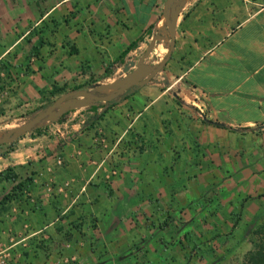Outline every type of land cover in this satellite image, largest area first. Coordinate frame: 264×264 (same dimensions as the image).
Wrapping results in <instances>:
<instances>
[{
	"label": "crops",
	"instance_id": "obj_1",
	"mask_svg": "<svg viewBox=\"0 0 264 264\" xmlns=\"http://www.w3.org/2000/svg\"><path fill=\"white\" fill-rule=\"evenodd\" d=\"M164 3L0 0V117L52 87L123 77L133 56L145 52L153 35H163ZM165 51L162 37L145 62L156 63ZM164 71L175 78L171 95L150 90L160 84L154 77L144 85L148 91L91 109L84 123L64 118L40 135L23 136L0 156V172L10 167L20 180L30 179L18 198L0 205V243H27L30 261L95 262L92 248L100 240L123 246L135 229L141 242L160 231L164 210L145 197L156 194L160 205L162 186L171 184L160 164L178 159L179 146L264 145V0H187ZM190 107L203 112L202 120ZM0 186L1 200L11 184L0 178ZM135 197L145 200L126 210L131 217L124 227L111 201ZM166 204L164 225L174 209ZM181 213L188 238L209 232L207 219L194 226L195 216ZM154 215L157 228L149 220Z\"/></svg>",
	"mask_w": 264,
	"mask_h": 264
},
{
	"label": "rangeland",
	"instance_id": "obj_2",
	"mask_svg": "<svg viewBox=\"0 0 264 264\" xmlns=\"http://www.w3.org/2000/svg\"><path fill=\"white\" fill-rule=\"evenodd\" d=\"M138 59V56H133L134 63ZM145 64L147 63L145 62ZM166 74L167 71L163 70L156 75V82L160 84L151 86L150 90H153L155 93H165L168 95L175 92L176 86L173 85L175 78L173 75L167 74L169 80L164 82ZM117 76L118 74L113 80L110 79L109 81L98 82L96 84L114 82L119 79ZM96 84H91V86L86 85L83 89L93 90ZM60 89L52 87L50 90L41 93L38 100H29V104L19 108L15 107V110L6 113L4 117H0V136L7 134L14 127L31 119L43 110L42 107L44 105L69 91L68 89H64L65 92L60 93ZM136 91L148 90L143 86ZM50 92H54L56 96L54 98L51 97ZM100 105L102 104L94 105L95 109ZM190 108L194 113L195 110L193 107ZM90 110L87 107L80 110L68 111L65 114L66 119L83 117L86 120ZM75 112L77 114L73 115ZM195 115L196 119L202 120L197 109ZM63 120L62 117L53 122V124H58ZM40 124L38 128L41 130L48 126L52 127L51 125H53L48 124V120H44ZM29 134L31 132H27L24 136H28ZM234 147L235 149L233 150ZM9 151L7 144L0 147V153H8ZM176 152L177 155H180L178 159L176 157L172 158L171 163H168V159H164L160 164L162 169L161 173L170 179L171 184L169 188H172L171 191H169L168 187L162 186L160 205H158L159 198L156 194L145 197L155 205V208L158 206L160 210L163 209L165 211L163 207H167L166 201H168L171 208H174L169 213L170 219L167 220L165 225L162 222L165 218L167 219V214L163 211L164 213L161 212V215H159L160 227H158L160 231L154 230L145 241L141 242L134 237V234H137L135 229L132 233H128V237L124 238L123 246H120V242L118 244L112 242L113 245H111L110 243H106V241L100 240L99 244H94L92 248L98 260L95 262L91 260L84 262L79 259V263H243L246 253L254 249V242H256L257 236L253 237L251 232L258 225L261 215L264 214V145L223 146L194 144L189 145V148L179 146ZM234 169L239 170L240 178L239 173ZM239 179L241 180L240 182ZM165 193L167 198L164 197ZM0 194H2L1 186ZM146 195L145 193L144 196ZM145 198L135 197L132 199L125 198L124 200L113 198L111 201L112 208L116 210L113 213L116 214L114 217L122 218V225L124 226L125 219L131 217L129 214L124 215L126 210L134 205H139ZM108 205H111V203ZM179 212H182L181 218L183 219L195 216L193 218L195 222L194 226L200 219H207L209 224L208 236L204 232L202 233V239L194 237L191 239L188 238L191 235L189 230L182 228L185 226L183 221L178 222ZM155 216L149 220L157 228L158 223L154 221ZM172 218H176V221H171ZM145 225L151 227L148 222H145ZM229 225H232V227ZM19 234L17 233V235ZM184 234L185 237H182ZM113 240L114 238H111L107 242ZM14 242L15 240L11 241L12 244ZM12 244L0 243L2 249H7L6 252L9 253L8 257L5 258L4 264H56V262H47L41 259L30 261L28 260L27 243H20L15 247ZM41 246L39 247L44 249ZM87 248H89L88 245ZM70 263L73 262L67 261L65 264ZM57 264L61 263L59 262Z\"/></svg>",
	"mask_w": 264,
	"mask_h": 264
},
{
	"label": "water",
	"instance_id": "obj_3",
	"mask_svg": "<svg viewBox=\"0 0 264 264\" xmlns=\"http://www.w3.org/2000/svg\"><path fill=\"white\" fill-rule=\"evenodd\" d=\"M186 1L187 0H165L162 14L164 24L161 29L164 31L163 35L159 33L153 35L147 49L139 57L137 62L134 63V61H132L125 65V74L123 77L114 82L96 84L93 90L71 89L61 94L31 119L14 127L8 131L7 134L0 136V145L10 144L16 141L27 132L40 127V123L44 120H48V124H53V122L57 121L60 117L64 119L66 116L64 114L68 111L94 106L99 102L108 103L112 100H118L127 90L131 88L138 89L152 81L156 75L164 70V67L171 58L175 47L176 19ZM162 37L165 39L166 51L164 55L154 64H145V60L152 52L155 45L161 42ZM131 66H133V69H130ZM95 91L97 93H94Z\"/></svg>",
	"mask_w": 264,
	"mask_h": 264
},
{
	"label": "trees",
	"instance_id": "obj_4",
	"mask_svg": "<svg viewBox=\"0 0 264 264\" xmlns=\"http://www.w3.org/2000/svg\"><path fill=\"white\" fill-rule=\"evenodd\" d=\"M131 45L129 47H127L126 49L123 50V52L121 53L119 59H122L130 50ZM87 86H91V85H87ZM86 85H76L73 87V89H83L85 88ZM137 89H129L126 92H124L121 95V98L125 97L126 95H128L129 93L135 92ZM60 93L65 92V90L63 88H61ZM94 93H97L96 91ZM51 97H55V93L54 92H50L49 93ZM53 101L49 102L48 104L44 105L42 108L44 109L45 107H47L49 104H51ZM115 100H112L111 102L108 103H97V104H112L114 103ZM89 109H95V106H91L89 107ZM65 115V114H64ZM62 117H60L59 119H61ZM58 119V120H59ZM229 130L231 131H247V130H252L251 128H243V129H234L232 127H227ZM31 133H35L37 135L41 134V129L39 128H35L33 130L30 131ZM24 135H22L21 137H23ZM21 137H19L18 139H20ZM17 139V140H18ZM16 141L7 144L8 149L11 150L14 145L16 144ZM2 145H0L1 147ZM7 154V152L4 153H0V156L5 157ZM0 178L7 182L8 184H11L10 190L8 191V193H6L2 199L0 200V205L5 206L7 202H10L12 199H16L18 198V196H20V194L22 193V191H26L28 189V185L30 184V179H28V177L21 179L18 176V174H16L15 172L11 171L10 167H7L3 172H0ZM252 236L256 238V242H254V249L248 251L244 257V261L242 264H264V214L261 215L260 217V221L258 223V225L252 230L251 232Z\"/></svg>",
	"mask_w": 264,
	"mask_h": 264
},
{
	"label": "built area",
	"instance_id": "obj_5",
	"mask_svg": "<svg viewBox=\"0 0 264 264\" xmlns=\"http://www.w3.org/2000/svg\"><path fill=\"white\" fill-rule=\"evenodd\" d=\"M0 97H2V94H0ZM202 111H199V116L200 117H202ZM65 118V120H68V119H66L67 117L65 116L64 117ZM80 120H81V122H85V119L83 118V117H81L80 118ZM58 163H61V161H60V159H58V161H57ZM7 251V249H2V247L0 246V264H4L5 263V258H7L8 257V252H6ZM6 252V253H5ZM3 256H2V255Z\"/></svg>",
	"mask_w": 264,
	"mask_h": 264
}]
</instances>
